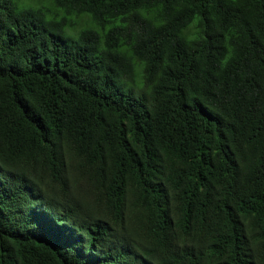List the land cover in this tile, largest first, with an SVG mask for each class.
Masks as SVG:
<instances>
[{
    "label": "trees",
    "instance_id": "16d2710c",
    "mask_svg": "<svg viewBox=\"0 0 264 264\" xmlns=\"http://www.w3.org/2000/svg\"><path fill=\"white\" fill-rule=\"evenodd\" d=\"M0 264H264V0H0Z\"/></svg>",
    "mask_w": 264,
    "mask_h": 264
}]
</instances>
